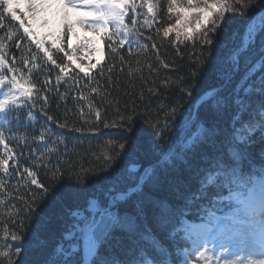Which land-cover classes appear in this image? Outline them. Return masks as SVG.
<instances>
[{
  "label": "trees",
  "instance_id": "1",
  "mask_svg": "<svg viewBox=\"0 0 264 264\" xmlns=\"http://www.w3.org/2000/svg\"><path fill=\"white\" fill-rule=\"evenodd\" d=\"M153 1L155 9L148 14L144 0H131L135 11L131 6L125 20L127 34L121 30L114 35V26H109L104 34V59L89 74L76 67L59 48L50 50L56 61L53 64L24 34L19 22L3 13L0 56L6 63L0 68V77L4 78L0 100L12 87L8 81L13 76L31 88L32 94L0 112V159L9 161L6 172L0 168V199L4 201L0 205V264H8L9 259L16 264H48L54 247L74 222L81 227L65 243H76L82 251L88 221L106 207L108 189L126 190L137 183L145 169L151 168L159 176L158 186L153 187L150 179L145 182L144 193L133 194L119 207L121 211H132L133 201L147 193L168 200L172 211L164 218L163 226L149 214L144 234L150 239H141L138 246L151 251L153 246L164 245L171 252V264H178L183 249L189 245L185 220L203 219L213 209V196L226 195V190L210 188L208 196L187 204L184 197L196 190V174L204 166L203 155L210 149L204 145L194 152L184 149L187 163L175 158L161 163V148L171 143L173 150L180 152L194 135H200L201 122L229 129L230 117L217 118L210 100L203 102L191 119L194 105L200 96L226 79L221 93L225 96L246 74L249 82L264 76V66L254 74L248 72L264 57V32L239 54L236 71V65L227 59L244 42L246 26L264 16V12L258 16L264 10V0H229L234 10L225 14V21L215 32H208L211 44L203 43L202 35L185 40L186 27L176 26L180 18L177 13L185 16L184 11L190 9L187 0H179L171 12L169 0ZM166 28L171 29L167 37L163 34ZM122 39L126 41L124 45L120 44ZM60 66L66 70L62 72ZM222 73L226 79L221 78ZM252 99L264 97L254 93ZM120 144L124 145L122 149ZM241 147L247 154L246 170L264 163V138L259 131ZM105 152L111 160L105 158ZM132 163L139 164L140 169L129 172ZM33 178L48 189L47 194L31 184ZM93 200L100 203H89ZM226 202L215 203L214 209ZM30 204L34 209L31 212ZM73 210H80L83 219L71 217ZM174 228L180 231L172 236ZM13 234L21 235L26 246L18 256L4 257L3 252L14 251L19 243L11 240ZM132 247L124 233L115 232L101 245L97 260L129 259Z\"/></svg>",
  "mask_w": 264,
  "mask_h": 264
},
{
  "label": "snow or ice",
  "instance_id": "2",
  "mask_svg": "<svg viewBox=\"0 0 264 264\" xmlns=\"http://www.w3.org/2000/svg\"><path fill=\"white\" fill-rule=\"evenodd\" d=\"M178 3L179 0H169V12L173 5ZM187 3L192 10L190 13L192 19L182 13H177L180 18L176 20V26L180 27L183 24L186 27L183 33L185 40H192L194 36L202 35L204 38L202 42L206 44L212 43L208 39V32H215L216 28L225 21V14L234 10L229 0H195V2L187 0ZM131 6L135 11V4ZM128 7L129 0H0V8H3L0 19H3V13L10 14L13 20L19 21L24 34L30 38L37 35L34 29L40 25L57 33L64 27L70 31L73 19L76 23L101 34L106 33L110 25L114 26L113 34L118 35L121 30L125 34L128 32L125 24ZM153 7L154 5L149 4L148 12L151 13ZM17 9L23 13V18L17 14ZM133 23L135 24V19ZM192 24L194 26H188ZM170 31V28H166L164 36L167 37ZM260 32H264V16L246 26L244 42L227 57L228 61L238 66L239 54L246 51L250 43L255 42ZM176 35L179 38L181 33L178 31ZM43 43V40L36 39L37 48H41ZM92 43V38H85L81 46L88 47ZM125 43V40H120L121 45ZM153 47H155L154 44ZM58 51L63 52L69 60L72 59L63 48H59ZM43 52L48 60L53 64L56 63L47 48H43ZM5 63L3 56H0V68H3ZM262 66H264V57L253 63L248 72L254 74ZM92 67L95 68L96 65L93 64ZM60 70L63 72L66 69L60 66ZM81 71L87 72V69L81 68ZM221 78L226 79L225 74L222 73ZM249 81L250 76L246 74L229 95L221 94V86L211 89L201 97L202 102L211 101L210 107L216 113L217 118L222 119L225 115L230 117L229 129L222 130L215 124L205 126L201 122L198 125L200 135L198 137L194 135L191 142L185 144L180 152H175L171 143L161 148L163 154L161 163L164 161L170 163L173 158L187 163L184 149L194 152L201 145L210 149L203 155L204 166L196 174L197 188L184 197L185 202L192 204L208 196L210 188L218 191L226 190V195L213 196L212 207L214 209L215 203L223 201H229L232 206L223 216H216L214 210L211 212L216 221L211 228L218 229L221 234H229V238L235 237L241 241L234 248L225 247L223 244L210 245L206 240L193 241L189 249L183 250V258L178 261V264H264V163L254 167L250 166L246 170L244 164L247 154L241 147L249 144L250 137L257 131L261 133V138H264V99L259 101L252 99L254 93L264 97V76L259 77L257 81ZM8 83L12 87L6 93V98L0 100V112H6L9 104L16 105L20 98H30L32 94V89L20 83L15 76ZM0 84H4L3 77H0ZM175 111L176 109H172L173 113ZM96 116L99 118V111L96 112ZM2 139L3 134L0 132V140ZM123 147L124 145L120 144V148ZM104 155L106 159H112L107 152ZM8 163L7 159H0V168H3L5 172L8 170ZM137 167L132 165L128 171L135 172ZM24 171L34 177V173L30 170L25 169ZM154 172V168L145 169L137 183L126 190L117 192L115 187H110L105 194L107 205L103 212L99 216L93 215L88 221L83 250L81 251L76 243H65V241L72 240L75 231L81 227L74 222L69 225L68 231L63 233V239L54 247L48 264H171V252L166 246H153L151 251L138 246L141 239L145 241L150 239L144 234L145 222L149 214L159 225L163 226L164 218L172 211L171 203L147 193L142 199L133 201L132 211L127 209L121 211L119 207L121 203H126L133 194L144 193L145 182L150 179L153 187L158 186L159 176L154 175ZM31 184L37 185L43 189V194H47L48 189L43 184H39L35 178L31 180ZM0 187H2V182H0ZM89 203L99 204L100 201L93 200ZM3 204L4 201L0 199V205ZM28 210L30 212L34 210L31 204ZM70 215L73 218L83 219L80 210H73ZM178 231H180L179 228H174L171 235L175 236ZM115 232H122L128 237L129 243L133 246L130 249V258L119 260L111 257L97 260L101 245L111 239ZM249 239L253 245H258V247H249L244 243ZM11 240L19 243L14 251L3 252L4 257L18 256L21 249L26 246L21 235L13 234ZM77 253H79L78 260L76 259ZM8 264H16V262L9 259Z\"/></svg>",
  "mask_w": 264,
  "mask_h": 264
},
{
  "label": "rangeland",
  "instance_id": "3",
  "mask_svg": "<svg viewBox=\"0 0 264 264\" xmlns=\"http://www.w3.org/2000/svg\"><path fill=\"white\" fill-rule=\"evenodd\" d=\"M145 8L148 14H152L155 9V4L153 0H144ZM149 4L154 5L153 11L148 12ZM130 5V1H129ZM18 15H21L23 18V13L20 12L19 9L16 10ZM191 9H187L184 11L185 16L190 17ZM19 22V21H18ZM27 26V25H26ZM184 26V25H183ZM185 27V26H184ZM186 29V28H185ZM37 35L34 38H31L36 42V39L43 40L44 43L40 49L47 48L50 52L52 48H64L68 50V54L72 57V63L77 67L79 65V69L85 68L87 72H91L93 64L97 65L103 60V42L102 37L103 34L93 32L91 29L86 28L72 21V28L69 31L66 27L62 28L59 33L53 31L52 29L40 25L38 28L34 29ZM85 38H92L93 43L88 47H82L81 42ZM71 45V47H69ZM97 49H100L97 51ZM99 61V63H97ZM83 72V71H82ZM264 159V158H263ZM230 209L224 210L221 214H215L216 216H223L225 213L229 212ZM102 213V212H101ZM99 213V214H101ZM216 221L213 216H209L207 221L201 222H187V232L191 238V245L193 241L202 242L208 241L210 245L219 246L223 244L225 247L234 248L237 247L241 241L238 238L232 237L229 238V234L227 233H219L218 229L211 228L212 224H215ZM249 247H258V245H253L252 241L249 239L244 242ZM188 247L187 249H189Z\"/></svg>",
  "mask_w": 264,
  "mask_h": 264
},
{
  "label": "water",
  "instance_id": "4",
  "mask_svg": "<svg viewBox=\"0 0 264 264\" xmlns=\"http://www.w3.org/2000/svg\"><path fill=\"white\" fill-rule=\"evenodd\" d=\"M263 12H264V10L261 11L259 14L261 15ZM237 68H238V66H236V69H235V70H237ZM225 83H226V82H225ZM225 83H224V84H225ZM224 84L221 85V86L223 87ZM221 86H218V87H216V88H220ZM209 91H210V90H209ZM207 92H208V91H207ZM204 95H205V93H204L201 97H203ZM201 97L197 100V102H196V104H195L193 115L195 114V112H196L197 108L199 107V105L202 103V101H201ZM132 165H136V166H138V167H137V170L139 169V165H138V164H130V166H132ZM130 166H129V167H130Z\"/></svg>",
  "mask_w": 264,
  "mask_h": 264
}]
</instances>
